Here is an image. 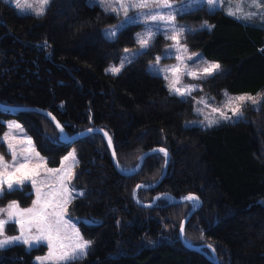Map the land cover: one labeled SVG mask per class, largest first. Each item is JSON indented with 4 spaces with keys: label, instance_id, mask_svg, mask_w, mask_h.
<instances>
[{
    "label": "trees",
    "instance_id": "16d2710c",
    "mask_svg": "<svg viewBox=\"0 0 264 264\" xmlns=\"http://www.w3.org/2000/svg\"><path fill=\"white\" fill-rule=\"evenodd\" d=\"M180 18L210 27L185 30L181 42L190 51L220 63L212 76L198 79L200 89L181 97L171 93L162 76L147 63L162 52L165 37L149 46L113 75L106 72L124 48H134V26L106 39L102 27L117 20L87 0H50L43 16L18 14L0 0V103L41 108L51 113L68 135L102 129L111 137L118 168L108 142L93 130L64 142L55 123L30 110L0 108V136L5 120L24 127L33 147L57 166L70 147L76 149L75 181L84 195L71 210L91 247L81 259L65 264H264V25L244 22L225 10L201 5ZM258 93L257 107L245 103L236 121L202 128L188 126L195 117L194 96L208 92L219 98ZM167 172L160 178L166 157ZM0 151L6 155L4 143ZM5 191L1 201L29 204L31 192ZM165 194V196H160ZM197 197L199 208L183 226L195 202L173 203L169 196ZM150 206H147L151 204ZM9 234L16 232L7 225ZM45 245L26 249L14 244L0 249V264H36ZM211 249V250H210Z\"/></svg>",
    "mask_w": 264,
    "mask_h": 264
},
{
    "label": "snow or ice",
    "instance_id": "6c2138e0",
    "mask_svg": "<svg viewBox=\"0 0 264 264\" xmlns=\"http://www.w3.org/2000/svg\"><path fill=\"white\" fill-rule=\"evenodd\" d=\"M14 2L15 8L21 11V14L24 13L25 9H29L36 16H43L46 11V6L50 3V0H37L38 6L34 7L33 3H30L29 0H5V3ZM104 2V0H101ZM119 7H112L109 4V8L113 12H117L119 14L120 11H123L125 16L127 17V13L130 9H148V12H142L139 15L144 17L143 22L148 26L146 31L142 34H138L137 39L141 49H145L149 46L150 42L155 38L158 34H163L166 39H170L174 42V47H176L178 52H187V48L183 47L180 43L181 37L185 34V29L182 27H177L175 25L176 15L184 12L192 10V5H202L203 0H184V3L181 4L180 8L177 9L170 2V0H118ZM225 0H207V5L209 6V11L214 12L217 10H221L224 8ZM248 5L249 7H255L260 9L264 7V3L262 0H238L233 8L231 5L227 8V15L233 16L236 19H250L252 16L257 15L256 12H244V5ZM155 7L157 9H168L167 13L156 12L152 13V8ZM108 10V8H106ZM260 18L264 20V12L259 13ZM139 16L137 17H127L120 25L116 26L112 30H108L105 32L106 39H113L121 28L130 24V23H139ZM157 22H163L166 25L163 33L160 31V25ZM202 27H210L204 25ZM187 31L191 32V29ZM128 51L127 49L125 50ZM135 55V54H134ZM195 55V54H193ZM134 56H125L122 59L121 65L119 67H109L106 69V72H110L113 75L118 74L121 69L124 67L125 63H130ZM160 57H157V64L160 61ZM176 59L181 63L184 62L183 56H177ZM189 60L192 59V56L188 57ZM220 69V65L217 63L208 64L203 68H198L196 71H184L180 68L179 65L173 66L171 68L162 69L165 73L164 78L167 80L169 77L167 73L171 72L175 78L169 82V91L179 95L181 97L189 96L193 91L196 90L195 85L185 86V87H177V84L180 82V76L177 73L191 76L194 79H203L205 77L212 76L214 73L218 72ZM227 97L226 102L223 107H211V113L218 114L219 118L224 120H230L232 116H237L241 113L243 104L245 101H251L253 104H257L258 101L252 97L251 95H241L236 97H231L228 93H225ZM198 104H204L205 107H210L204 98H201L197 101ZM231 111L232 116L227 114L228 111ZM197 111H201V109H197ZM207 121L208 127L216 124L218 120L215 117H205ZM59 128L60 125L57 124ZM18 129L20 132L23 131L19 124H10L9 129L10 132L5 134L3 137L4 142H8V149L11 153L12 160L11 163L4 160V156L0 155V195L3 194L4 188L9 191L17 190L15 186L23 185L26 180H31L33 186H36V180L33 179L34 176L39 175L38 169L41 165L37 164L34 167L30 166V159L28 156H23L21 159L18 154L16 147L10 141L16 140L17 137L11 134V129ZM62 130V129H61ZM91 131V130H90ZM107 136V133H105ZM22 143H26L29 145L28 148L23 149L22 151L31 152L33 149L30 147L32 141L30 139H26L21 141ZM109 147L112 145V141L109 138L108 140ZM160 152H163L165 157H167L168 153L165 149H159ZM115 155V153H113ZM71 158L75 160L74 154H70ZM65 159H68L66 157ZM50 172L59 171L49 170ZM61 184L64 190V197L62 201L58 202L56 205H53L51 201H43L40 189L37 188V199L33 202V207L28 209H20L19 205L15 202L11 203L8 208L0 209V213H5L7 219L0 217V249H3L7 246H10L14 243H23L25 245L32 246L31 242H40L42 240H46L49 246V254L47 257L38 258L41 260V264H43L44 260L55 258L59 261L71 262L77 259L83 258L87 255V250L91 247L92 241L85 240L80 235L79 231L76 230L74 225L69 223V219L66 218L65 212L67 205L71 202L72 190L69 189L66 185H64V177L60 178ZM84 193H76V196H82ZM186 200L194 201L197 200V197L189 195L185 197ZM52 208L53 211L49 212L48 209ZM8 223H14L20 226V235L18 236H6L4 234L5 225ZM25 225L28 226L27 231L31 232V229L35 227L37 235H25ZM71 229L74 242L71 246L65 245L63 243L64 239H67V230ZM183 231V227L181 228ZM57 252L59 253L57 255Z\"/></svg>",
    "mask_w": 264,
    "mask_h": 264
},
{
    "label": "rangeland",
    "instance_id": "374dc122",
    "mask_svg": "<svg viewBox=\"0 0 264 264\" xmlns=\"http://www.w3.org/2000/svg\"><path fill=\"white\" fill-rule=\"evenodd\" d=\"M29 2L33 3L34 7L38 6L37 0H29ZM87 2H88V4H97L104 12L114 14L117 17V20L114 23L108 24V25H105V26L102 27L101 32H102V35L104 37H105V32L106 31L114 29L116 26L120 25L127 17H137V16H139V19H140L139 23H130V24H128V25L123 27V28H125L127 26L136 25L135 28H134V38H135V41L137 43V46L134 47V48H124L121 51V53H120L118 61L115 62V63H111L109 67H113V66L114 67H119L121 65L122 59L125 56H134V58H135L137 56V54L141 50H143V49L140 48L137 36H138V34L144 33L146 31V28L148 27L143 22L144 17L139 15V14L142 13V12H148L149 10L148 9H130L128 11L127 17H126L123 11H120L119 14H118L117 12L111 11V9L108 7L109 4H111L112 7H119L118 0H104V2H101V0H87ZM170 2L174 5L175 8L179 9L181 4L184 3V0H170ZM237 2H238V0H225L223 10H225V12L227 13L228 6L231 5L233 8H235V5H236ZM262 3H264V0H262ZM10 4H12L15 7L14 2H12ZM202 5H205L207 8H209V6L207 5V0H203ZM199 6H201V5H192V9H195V8H197ZM106 8H108V10H106ZM15 10H16V12L18 14H21V11L19 9L15 8ZM151 11H152L153 14H155L156 12L167 13L169 10L168 9H157V8L153 7ZM184 12H186V11H184ZM184 12L176 15L175 25L177 27H182L185 30H188V29L196 30V29H199V28H203L202 26H204V25L210 26V24L206 20H204L201 23L196 24V25L188 23V22H185L183 19L180 18V15L183 14ZM244 12L245 13L256 12L257 15L252 16L250 19H241L242 21L248 22V23L256 22V24L264 25V20H262L260 18V15H259V13L264 12V7H261L260 9H257L255 7H249L246 4V5H244ZM23 14H33V15H35L34 12H32L29 9H25ZM23 14H21V15H23ZM157 23H159L160 31H161V33H163L164 30H165L166 25H164L163 22H157ZM123 28H121V29H123ZM206 28H209V27H206ZM158 35H161V36L165 37L163 34H158ZM158 35H156V36H158ZM115 37L113 39H115ZM168 40H169V42L164 45V47L162 49V52L157 54L155 59L150 60L147 63V68L152 73L159 74L160 76L163 77V79L165 80L166 87H167L168 90H169V87H168L169 82L172 79H174L175 76L171 72H169V73H167L169 78L166 80L164 78L165 73L162 71V69L171 68L173 66L179 65L180 68L182 70H184V71H196L198 68H203V67L207 66L208 64L217 63V64L220 65L219 62H217L215 60H212V59L206 58L199 51H196V52L195 51L194 52L190 51L188 49V47L186 46V44L182 43L181 40H180V43H181V45L183 47L187 48V52L186 53L178 52L176 47L173 46L174 42L172 40H170V39H168ZM126 49L128 50L127 52L125 51ZM193 54H195V55H193ZM181 55L183 56V60H184L183 63H181L180 61H178L176 59L177 56H181ZM189 56H192L191 60L188 59ZM157 57L161 58L158 64H157V60H156ZM220 68H221V65H220ZM177 75L180 76V82L177 84V87H185V86L195 85L196 89H200V85L197 82L198 79H194L191 76L180 74V73H177ZM171 93H173V92H171ZM225 93H228V95L231 96V97H236V96H241V95H251L252 97H254L258 101V103L257 104H253L251 101H245L244 104L245 103H250L254 107H257L259 105L260 100H261V95H259L258 93H256V94H252V93L232 94V93L227 92L226 90H223L222 95L219 98H217V97H214L212 94H210L208 92H203L200 95L194 96V99H193V112L195 114V117L193 119H191V120L186 121L185 124L188 125V126L196 125V126H200L202 128H207L208 127V126H206L207 125V121L205 119L206 116H209L210 118L211 117H215L218 120V122L216 124L212 125V126L221 124L223 122L238 120L242 116V110H241V113L238 114L237 116H232V113L229 110L227 112V114L229 116H232V118L230 120L221 119V118H219L218 114L211 113V107H221V108L223 107L224 103L227 100V97L225 96ZM201 98H204V100L207 101V103H208V105L210 107H205L204 104H198L197 101L200 100ZM197 109H201V111H197ZM5 124H6V129H5L4 133L0 136V143L1 142L4 143L6 151H7L6 155H4L0 151V155L4 156V160L9 162V163H11L12 156H11V153L9 152V149H8V142H4L3 141V137L5 136V134L10 132V129H9V125L10 124H19L21 126V128L23 129V131L20 132L18 129H15V128L11 129V134L16 136L17 139L16 140H12L10 142L12 144H14V146L16 147L17 154H18V156L21 159L23 158V156H28L29 159H30V166L31 167H34L37 164L41 165V167L38 169L39 175L33 177V179L36 180V186L35 187L33 186V183H32L31 180H26L23 183V185L15 186L16 188H19L21 190L25 189L26 186L29 187V189H26V193L31 192V195H32L29 204L21 205L16 200H10V201L8 200L6 202L5 201L3 202V201L0 200V209L8 208V206L11 203H13V202L17 203L19 205V208L22 209V210L23 209L32 208L33 207V202L37 199V191H36L37 188L40 189L41 196H42V202L43 201H51L53 203V205H56L58 202L62 201V199H63V197L65 195L63 187H62V184H61V180H60L61 176L64 177V185H66L69 189L72 190V197L73 198L71 199V202H72V200L75 197H77L76 193H80V192L84 193V189L79 187V186H77L76 181H75L76 165L78 163V157H77L76 149H75L74 146L70 147L68 152L64 156L61 157L60 162H59V164L57 166H50L47 163L46 156H44L38 150H36L33 147L32 144H31L30 147L33 149V151H31V152L22 151L23 149L28 148L29 145H27L26 143H22L21 141H24L26 139H30L31 140V138L26 133L24 127L22 126V124L19 121H17L14 118H8V119L5 120ZM70 154H74L75 160H73L71 158ZM66 157H68V159H65ZM50 169L51 170L58 169L59 171L50 172L49 171ZM5 191H9L6 188V186L4 188L3 193ZM71 202L66 207L65 216H66V218L69 219V223L74 225L76 230L79 231V233L83 237V239L88 240L87 238L84 237V235L81 232V228H80V225H79L80 217H78L76 214H74L72 212V210H71ZM48 211L52 212L53 209L49 208ZM0 217H2L4 219H7V216H6L5 213H0ZM9 224L14 225V227H16V232H14L12 234L7 233L6 226L9 225ZM7 225H5V228H4V234L6 236L12 237V236L20 235V226L19 225L14 224V223H8ZM27 228H28V226L25 225V229H26L25 235H37L38 234L36 232L35 227H33L31 229V232H28ZM67 237H68L67 239L63 240V243L65 245L71 246L73 244V242H74V238H73V234H72L71 229L67 230ZM31 243H32L31 247H29V245H25L23 243H14V244L23 245L26 249H31L33 247H38L40 245H45L46 249H45L44 253L37 254L34 257V262L36 264H41V260L38 259V258H44V257L48 256L49 251H50L49 250V246H48V242L46 240H42L40 242H31ZM14 244H12V245H14ZM88 251H89V249L87 250V252ZM58 254L59 253L57 252V255ZM65 263H67V262L59 261V260H56L55 258L47 259V260L43 261V264H65Z\"/></svg>",
    "mask_w": 264,
    "mask_h": 264
},
{
    "label": "water",
    "instance_id": "95a60500",
    "mask_svg": "<svg viewBox=\"0 0 264 264\" xmlns=\"http://www.w3.org/2000/svg\"><path fill=\"white\" fill-rule=\"evenodd\" d=\"M0 108L4 109V110H9L11 113L14 112V111H19V110H30V111H36V112H41L45 115H47L54 123L55 125L57 126V124L60 125V127L58 128L60 134H61V138L64 142H68V143H71L73 142L74 140L80 138V137H83L85 135H87L88 133L92 132L93 130L95 131H98V132H101L105 139L109 140V138L111 139V137L108 135L107 133V136H105V131H103L102 129H89V130H86V131H83V132H79V133H76V134H73V135H68L67 132L65 131V129L63 128V126L59 123V121L51 114L49 113L48 111L44 110V109H41V108H35V107H21V106H12V105H5V104H1L0 103ZM62 129V130H61ZM91 130V131H90ZM112 141V140H111ZM109 146V144H108ZM159 149L161 148H156V149H152L148 152H145L144 154H142L140 160H139V163L137 164V166L129 171H123L122 173L123 174H129V173H134L136 172L140 166L142 165V162L145 158V156L150 153V152H153V151H159ZM109 150H110V154H111V158H112V161H113V164L116 168H118V164H117V157H116V153L114 151V148H113V143L111 145V147H109ZM113 153H115V155H113ZM168 153V152H167ZM169 161H170V155L168 153L167 157H166V160H165V164H164V167H163V171H162V174L160 176V178L157 180V182L153 185H150V186H142V185H137L135 188H134V191H133V196L135 197V192L138 188H144V187H151V186H154L156 185L157 183H159L163 177L165 176L166 172H167V168H168V164H169ZM160 196H165V194H162ZM194 196V195H192ZM172 200L173 203H178V202H186V201H189V200H186L185 197L183 198H175L174 196H169ZM187 197V196H186ZM190 202H195V206L187 213V215L185 216V218L182 220L181 222V226H180V229H179V238L181 240V242L186 245L187 247L191 248V249H194V250H197V251H200V252H204L200 246H191L189 245L183 238V231H181V228L184 226V224L186 223V221L189 219V217L199 208L200 206V203L201 201L197 198V200H194V201H190ZM152 205L149 204L147 206H150ZM206 256L209 260H211L214 264H220L217 259L215 258V255H210L208 253H206Z\"/></svg>",
    "mask_w": 264,
    "mask_h": 264
}]
</instances>
